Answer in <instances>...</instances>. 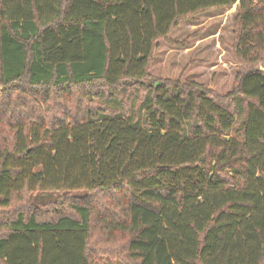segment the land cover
<instances>
[{"label":"trees","instance_id":"trees-1","mask_svg":"<svg viewBox=\"0 0 264 264\" xmlns=\"http://www.w3.org/2000/svg\"><path fill=\"white\" fill-rule=\"evenodd\" d=\"M234 3L224 92L150 72L180 20ZM263 65L252 0H0V264H94L90 203L53 219L7 209L20 191L74 189L126 198L121 217L97 219L109 236L128 232L127 264H264ZM147 78L140 122L121 103L48 120L13 95Z\"/></svg>","mask_w":264,"mask_h":264},{"label":"rangeland","instance_id":"rangeland-1","mask_svg":"<svg viewBox=\"0 0 264 264\" xmlns=\"http://www.w3.org/2000/svg\"><path fill=\"white\" fill-rule=\"evenodd\" d=\"M252 2L256 3L257 7H264V0H252ZM236 11L237 6L234 3L229 7H214L201 11L192 17L193 19L180 20L178 25L168 33L167 39L158 40L150 72L157 76L193 79L213 87L218 92H224L236 71V64L228 47L235 28L233 18ZM181 40L182 44L171 42ZM191 60L196 63L186 68ZM147 83L149 78L141 79L140 82L127 80L120 87L111 89V92H108L100 83H92L71 88L67 92L50 90L42 95L43 90L36 88L31 92L30 90L22 94L19 92L20 95L17 90H14L13 95L18 96L19 103H37V109L43 111L48 120L78 118L83 114L86 115L90 110H95L98 106L105 109L112 108L113 103H121L120 109L124 115L131 122H140L145 107V104L141 105L140 102L149 91V87L146 88ZM109 97H116L117 101L108 100ZM222 101L231 103L226 98ZM19 111L25 113L28 108H19ZM66 111H69L68 115L65 114ZM242 117V114L237 115V120L240 121ZM99 193L84 189L34 191L33 193L20 191L19 197H14L7 209L16 213L21 209L28 212L30 208L40 218L53 219L60 214H72V205L90 203L94 208L87 243L91 262L127 264L131 260L127 256L128 232L115 231L109 236L99 228L101 221L97 219L99 214H104V218L112 215L111 211H114V218L121 217V209L126 198L120 201L117 192ZM14 213H8L7 217L13 216ZM103 245L108 247V254L100 250Z\"/></svg>","mask_w":264,"mask_h":264}]
</instances>
